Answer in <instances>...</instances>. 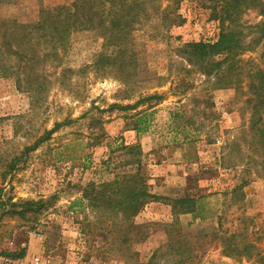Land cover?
Wrapping results in <instances>:
<instances>
[{
    "label": "rangeland",
    "instance_id": "374dc122",
    "mask_svg": "<svg viewBox=\"0 0 264 264\" xmlns=\"http://www.w3.org/2000/svg\"><path fill=\"white\" fill-rule=\"evenodd\" d=\"M75 1L0 0V20L36 25L55 10L76 26L62 40L41 38L40 57L50 55L37 64L18 68L0 53V254L30 247L43 264H264V150L249 130L247 77L220 87L183 53L214 42L220 21L199 0H125L138 11ZM261 20L245 8L238 22ZM242 31L246 43L256 36ZM242 58L264 68V46ZM121 144L138 150L124 156ZM137 169L155 199L130 223L82 199L89 183ZM182 197L197 211L175 220L170 203ZM26 202L40 208L21 214Z\"/></svg>",
    "mask_w": 264,
    "mask_h": 264
},
{
    "label": "trees",
    "instance_id": "16d2710c",
    "mask_svg": "<svg viewBox=\"0 0 264 264\" xmlns=\"http://www.w3.org/2000/svg\"><path fill=\"white\" fill-rule=\"evenodd\" d=\"M17 1V0H9ZM76 0L72 7L78 6ZM122 4L121 9L137 10L141 8L137 2L128 7L125 0H115ZM205 3L206 7L211 10V18L220 21L221 30L214 42H197L184 45L183 53L190 57V61L198 62L205 75L213 74L217 79L220 87H231L241 84L244 73L247 77L246 88L251 97L248 103L251 105V115L249 121V130L257 138L258 146L264 150V68L255 66L250 60H244L242 56L245 52L254 51L259 45L264 46V0H199ZM82 5H86L84 0ZM138 8V9H137ZM251 8L257 10L263 20L254 26H246L238 22L239 16L243 9ZM62 8L57 9V12ZM55 10H45L47 18L51 20H39L38 24H19L0 20V53L7 55L8 61H13L18 68L27 64H37V60H45L48 54L40 57L38 47L41 38L62 40L65 35L74 27V20H59L57 15L53 14ZM69 18L74 17L68 14ZM94 16L90 14L91 20ZM121 16L119 15L118 18ZM53 18V19H52ZM176 19H179L177 17ZM229 21L230 25H225L224 21ZM71 28V29H70ZM242 29H247L256 33V36L250 41H244L245 35ZM217 58V60H214ZM11 59V60H10ZM11 63V62H10ZM252 64L249 67V64ZM248 68V70H246ZM246 71V72H245ZM146 99L161 100V96L153 95ZM138 102L134 104L137 106ZM119 109H127L128 106H116ZM147 115V114H146ZM143 118L135 121V130L141 131L140 123ZM59 127L55 124L54 128L46 131L43 136L35 141L30 148L34 149L39 143L47 140L49 136ZM120 148L125 151L124 156L132 154L138 150L137 146H124ZM139 155L132 160L130 164L138 166L140 162ZM18 160L14 159L10 164L9 171H13ZM129 163H126L128 165ZM139 168V167H138ZM82 199L87 204L97 210L112 214L115 217L119 215L124 223H130L135 216L144 207L145 204L155 199V196L149 193L146 182L139 170L132 174H115L112 180L102 183H89L82 191ZM196 200L192 197H182L172 200L170 203L171 214L174 219L181 215L194 214L197 211ZM31 206H37L38 203L26 202L21 214L31 210ZM29 207V208H28ZM232 240V239H231ZM235 245V244H234ZM232 249V246H231ZM236 249V246H233ZM14 258H22L25 250L18 253H2Z\"/></svg>",
    "mask_w": 264,
    "mask_h": 264
},
{
    "label": "built area",
    "instance_id": "2783aa9c",
    "mask_svg": "<svg viewBox=\"0 0 264 264\" xmlns=\"http://www.w3.org/2000/svg\"><path fill=\"white\" fill-rule=\"evenodd\" d=\"M25 259L14 258L9 255L0 254V264H23ZM43 259L39 256H35L27 260L28 264H43Z\"/></svg>",
    "mask_w": 264,
    "mask_h": 264
},
{
    "label": "crops",
    "instance_id": "0c3cea01",
    "mask_svg": "<svg viewBox=\"0 0 264 264\" xmlns=\"http://www.w3.org/2000/svg\"><path fill=\"white\" fill-rule=\"evenodd\" d=\"M32 252H30V247L27 251H25V255L22 257L23 259H25V261L23 262V264H28L27 260H29L32 256Z\"/></svg>",
    "mask_w": 264,
    "mask_h": 264
}]
</instances>
